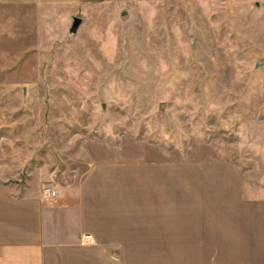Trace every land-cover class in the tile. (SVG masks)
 Masks as SVG:
<instances>
[{
  "label": "rangeland",
  "instance_id": "374dc122",
  "mask_svg": "<svg viewBox=\"0 0 264 264\" xmlns=\"http://www.w3.org/2000/svg\"><path fill=\"white\" fill-rule=\"evenodd\" d=\"M159 160L219 168L202 184L219 196L192 194L202 213L264 214V0L0 1L6 183L44 193L94 163Z\"/></svg>",
  "mask_w": 264,
  "mask_h": 264
},
{
  "label": "crops",
  "instance_id": "0c3cea01",
  "mask_svg": "<svg viewBox=\"0 0 264 264\" xmlns=\"http://www.w3.org/2000/svg\"><path fill=\"white\" fill-rule=\"evenodd\" d=\"M207 164L94 163L74 184L53 186L54 198L36 184L17 191L0 176V264H156V255L171 254L192 256L188 264H264V214H204L194 202L193 192L219 196L202 186L219 169Z\"/></svg>",
  "mask_w": 264,
  "mask_h": 264
},
{
  "label": "water",
  "instance_id": "95a60500",
  "mask_svg": "<svg viewBox=\"0 0 264 264\" xmlns=\"http://www.w3.org/2000/svg\"><path fill=\"white\" fill-rule=\"evenodd\" d=\"M81 23H82V19L80 17L74 16L72 25L70 27V34H76Z\"/></svg>",
  "mask_w": 264,
  "mask_h": 264
},
{
  "label": "built area",
  "instance_id": "2783aa9c",
  "mask_svg": "<svg viewBox=\"0 0 264 264\" xmlns=\"http://www.w3.org/2000/svg\"><path fill=\"white\" fill-rule=\"evenodd\" d=\"M44 195L46 198H54L57 195V191L52 187L44 188ZM84 238H90L89 235L84 236Z\"/></svg>",
  "mask_w": 264,
  "mask_h": 264
}]
</instances>
